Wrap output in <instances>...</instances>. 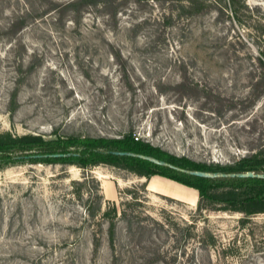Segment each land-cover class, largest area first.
I'll return each instance as SVG.
<instances>
[{
  "label": "rangeland",
  "instance_id": "rangeland-1",
  "mask_svg": "<svg viewBox=\"0 0 264 264\" xmlns=\"http://www.w3.org/2000/svg\"><path fill=\"white\" fill-rule=\"evenodd\" d=\"M82 2L0 0V137L134 133L196 163L264 159V0ZM21 148L0 152V264H264V184L202 196Z\"/></svg>",
  "mask_w": 264,
  "mask_h": 264
},
{
  "label": "trees",
  "instance_id": "trees-1",
  "mask_svg": "<svg viewBox=\"0 0 264 264\" xmlns=\"http://www.w3.org/2000/svg\"><path fill=\"white\" fill-rule=\"evenodd\" d=\"M86 3L88 0H77ZM74 1H70L73 4ZM88 3V2H87ZM25 14V13H24ZM23 14V15H24ZM30 14L29 12L26 13ZM22 17V16H21ZM20 146V150L25 152L23 157L30 155L29 152L35 146L48 149L43 153H71L64 157H48V158H28L31 160H47L49 162H68L78 163L79 165L89 166L96 165L97 163L105 162L118 164L122 163L128 166L131 170L142 176L160 175L170 178L181 184L197 189L200 195L205 196L208 194L209 189L214 186L222 185H237L241 186L246 183L264 184V178L258 177H202L185 172L184 169L193 170H205L212 172H242L253 170L256 172H264V159L257 160L252 158H243L237 165L221 166V165H207L202 163H196L186 157H177L170 154L161 147L154 146L150 142L143 141L134 133H128L119 138H107V137H85L81 139H69L67 141H61V143L46 142L39 135L25 134L21 137H13L12 135L0 137V152H8L9 160L14 161L18 155L11 153V148L14 146ZM56 145L61 147L58 151ZM72 147H75L72 149ZM132 151L136 153H142L155 156L159 159L165 160L167 163L177 166L178 168L170 165L156 164L150 160L132 156V155H120L111 151ZM33 154V153H32ZM22 157V158H23ZM1 159V156H0ZM260 194V193H259ZM258 196V195H257ZM264 208V207H260ZM248 213L257 212V209L249 208L246 210Z\"/></svg>",
  "mask_w": 264,
  "mask_h": 264
},
{
  "label": "water",
  "instance_id": "water-1",
  "mask_svg": "<svg viewBox=\"0 0 264 264\" xmlns=\"http://www.w3.org/2000/svg\"><path fill=\"white\" fill-rule=\"evenodd\" d=\"M115 154H120V155H132V156H138L147 160H150L156 164L160 165H170L172 167L178 168L175 165L167 163L165 160L159 159L155 156L152 155H147V154H142V153H136L132 151H111ZM71 153H63V152H56V153H33L30 154L26 157L28 158H48V157H64L67 155H70ZM185 172H188L193 175L197 176H202V177H210V178H216V177H258V178H264V172H256L253 170L249 171H242V172H232V173H227V172H211V171H205V170H198V169H193V170H188L184 169Z\"/></svg>",
  "mask_w": 264,
  "mask_h": 264
}]
</instances>
